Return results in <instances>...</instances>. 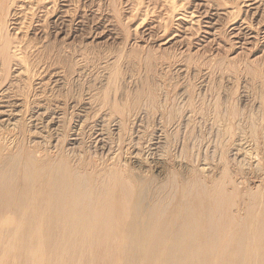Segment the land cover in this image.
I'll return each mask as SVG.
<instances>
[{"label": "bare ground", "instance_id": "6f19581e", "mask_svg": "<svg viewBox=\"0 0 264 264\" xmlns=\"http://www.w3.org/2000/svg\"><path fill=\"white\" fill-rule=\"evenodd\" d=\"M235 1H238L235 7L218 14L227 18V27L232 29L230 35L256 45L262 39L258 29L264 27L261 17L264 0ZM77 2L79 0H0V114L19 116L11 128L4 131L0 127V264H264V61L252 66L253 81L259 87L253 115L244 117L235 107L222 110L219 101L214 103L213 121L223 123L222 128L219 126L220 134L227 137L219 139L218 135L219 140L215 142L218 174H206L202 172L205 168L200 171L192 167L189 174L183 176L157 165L159 170L164 169L163 178L157 180L126 172L124 165L123 169L112 160L95 162L97 158L94 160L86 152L70 153L60 145H55L57 149L51 152L33 140L32 145L27 141L33 133L26 118L35 109L50 111L51 107L61 111L64 106L78 107L85 114L103 109L102 113L117 117L121 131L125 130L131 110L145 105L146 113L151 114L159 109L151 90L135 93L131 105L108 100L105 96L95 103L89 94L81 100L66 102L56 98L57 89L67 82L66 75H79L98 61L104 73L100 87L107 92L116 82L120 83L121 54L113 52L109 56L96 52L88 56L82 51L75 54V49L73 51L66 42L68 35L63 34V28L69 27L73 19L81 22L79 14L75 13L80 7ZM128 4L126 19L133 15L137 3ZM191 4L193 10H203L201 14L205 16L211 11H215V16L220 9L207 1ZM146 10L147 7L142 17L147 16ZM162 11L163 15L145 26L144 19L140 18L131 30L133 35L138 33L139 26L142 30L138 34L146 36L147 40L158 33L164 36L175 21L179 31L191 27L201 29V20L199 22V17L194 20L193 11L186 8L181 10L183 12ZM258 14L254 23L253 18ZM215 18L217 21L218 17ZM204 23L209 24L205 25L208 28L217 24L206 20ZM181 24L189 26L183 29ZM47 26L53 28L50 34L55 41L61 35L67 39L54 46L41 42L49 34ZM28 30L30 36L26 37ZM216 30L214 28V33ZM110 35L116 43L121 40L117 31ZM169 42L160 43L158 48L165 50ZM136 46L140 45L133 38L124 43L125 50H134ZM132 54H126L127 59ZM51 61L61 64L60 67ZM169 108L170 105H166L162 114L165 122L172 124L170 122L183 112ZM174 134L167 137V142L164 140L167 145ZM228 150L242 157L234 161L237 166L234 173L229 170L232 162L227 157ZM180 153L182 158L189 159L185 146ZM158 164L161 165V161L158 160ZM247 177L253 180L252 184L245 185Z\"/></svg>", "mask_w": 264, "mask_h": 264}, {"label": "rangeland", "instance_id": "374dc122", "mask_svg": "<svg viewBox=\"0 0 264 264\" xmlns=\"http://www.w3.org/2000/svg\"><path fill=\"white\" fill-rule=\"evenodd\" d=\"M194 1H207L209 4L213 3L217 5L220 9L217 10L218 12L215 16V11H211L208 16H205L201 14L203 10H193L194 8L191 3ZM134 2L137 3L135 5L136 9L133 11V15L126 19L125 17L128 12L126 8L129 7L128 3ZM236 2L238 1L185 0L180 2V0H169V2L163 4L161 0H79L77 5L80 7L78 10H75V13L77 15L79 14V20L81 22H78V20L74 21L73 19L69 27L67 26L66 28H63L66 31H64L63 34L66 33L68 39L64 37V35H61L62 37L60 36L58 40L55 41L53 35L50 34V30H53V28L47 26L46 33L49 34L46 35L45 39L41 40V42L44 41V43L54 46L60 45L61 41L66 38V42H69L73 51L75 49V54H80L81 51L85 52L88 56H91L92 53H100L102 55L109 54V56L110 54L113 55V52L121 54V63L119 64V81L121 85L119 82H116L115 86L107 92L100 87V82L104 80V73L102 71L103 69H101V61H98L90 65V67L87 66L83 70L84 72L82 71L79 75H66V86H61V88H59V90L61 89L60 91L57 89L56 98L59 101L66 102V100L72 99L81 100L82 98H86L89 94L93 96V101L95 103L105 96L108 100L113 99L117 103L124 102L131 105L135 93L151 90L156 95L157 106L159 109L154 110L151 114L148 112L146 113L147 108H145V105L144 107L141 106L144 109L141 107L136 110L134 109L136 114L134 110H131L132 113L130 111L129 119L124 131H121L120 129L117 117L112 114L110 115L107 113L108 115H106L102 113V111L105 112L103 109L98 110L97 108V111L93 110L87 114L78 107L70 109L69 107L64 106L61 111L51 107L50 111H46L42 108L35 109L29 114L30 117L26 116V122L33 133L27 141H30V145H32L33 142H36L37 144L39 143L38 146L47 147L51 152L57 149V147L55 149V145H60L61 148L70 153L74 152L75 154H79L80 152V154H82L86 152L88 156L91 154V158L93 156L94 160L97 158L95 162L105 163L114 161L117 162L121 168H123L124 165V168L126 169H123L126 172L141 176L144 175L145 177L152 176L157 180L163 178L164 169L167 168L173 169L183 176L188 175L192 167L199 170H204L205 168L202 172L206 174H218L219 165L216 166L215 159L218 155L216 154L218 153V150H216V143L220 138L227 139V137L224 138V136L220 134V129L222 128L223 123L219 121L217 124L218 121H213L214 118L212 117L213 114L211 112L214 108V103L215 101H219L222 110H228L229 107H235L244 117L253 115L256 111V101L259 93V87L257 86L256 81H253V67L255 62L264 61V27L259 26L258 29V33L260 34L259 37H262V39H259V42H257L256 45L253 44V42L247 44L248 42H244L241 38L238 39L230 35L232 29L231 27H227L229 26V22L226 20L227 18L222 15L219 16V14H223L225 10H231L232 7H235ZM146 7L147 16L142 17V11L145 10ZM185 8L189 12H195L193 13L194 20L199 17V22L201 20V23H199V26L201 27L200 30L197 31L191 27L187 30L179 31L175 21L173 27L168 29L166 31L167 34L164 36H160L161 33H158L156 36L150 37L147 40L146 36L138 34L142 30L139 26L137 27L138 33L133 35L131 32V30L139 23L140 18L144 19L145 26L146 24L155 21V17L163 15L162 10H179V12H183L181 10ZM241 10H243V7H241ZM240 15L241 12L239 13V16ZM215 17H218L217 21ZM261 17L264 18V14L261 15ZM212 18L214 19L210 20ZM258 18L259 14L253 18V22L255 23V20H258ZM205 20L211 21V23L216 22L217 24H214L213 28H208L207 26L209 24L207 25V23H204ZM184 24L180 25L183 29L189 26ZM193 26L195 27L196 24L194 23ZM214 28L218 29L215 33ZM116 31L118 37L121 39L118 40L119 43L110 39V34L115 33ZM29 36L28 30L26 37ZM173 37L176 38L174 39ZM131 38L135 39L140 46L133 47L135 48L134 50H125L124 43ZM36 41L37 40H33L34 43ZM166 41L170 42L165 46L167 47L165 50L158 48L160 43ZM50 53V57L52 58L54 55L53 51ZM131 53L133 54L127 59L126 54L130 55ZM72 56L75 58L77 55ZM48 58L49 56L47 59ZM51 62L59 67L61 65L55 61ZM248 66H250V68ZM121 89L123 92H120ZM69 91L73 97L70 96ZM67 92L69 94H67ZM140 103L141 102H139V104ZM166 105H170V110L173 109L183 112L181 113L183 116L181 114V116H179L180 120L177 117L170 122L172 124H167L165 122L162 112L166 108ZM185 107H188V109ZM199 107H201V109H199ZM139 109L141 110L139 111ZM0 115V127L1 129L3 128L4 131L7 128H11L16 122V118L19 117H14V115ZM211 120L212 122H210ZM147 122L150 123L148 124ZM219 126H221V128H219ZM129 128L132 129L130 130L131 132L129 131ZM190 131L191 133H187ZM174 132L176 133L174 134ZM173 134L174 138L169 145H167V137H171ZM139 136H141V140L139 139ZM135 144L138 145L136 146ZM195 145L198 146L195 147ZM183 146H185L189 159L188 157L182 158L180 152ZM189 146L191 149H189ZM192 146L194 148H192ZM70 148H73L72 151ZM234 152L235 151L230 150L227 152V157L229 161L232 162L229 170L233 173L237 171V166L234 164V161L237 162V160L239 161V159L242 158L239 157V154L235 156ZM136 153L138 154L136 155ZM110 156H114V159ZM158 156L161 158L163 157L165 160L160 157V159H158ZM211 158L213 161L210 160ZM158 160L161 161V165L158 164ZM127 162L128 164H126ZM136 162L138 163L136 164ZM251 163L255 164L253 161H251ZM157 165L159 167H162L163 165L164 167L162 168L164 169L161 168V170H159L160 168L156 167ZM135 169L136 171L134 172ZM247 178L245 185L252 184L253 182L251 181L253 180L249 177Z\"/></svg>", "mask_w": 264, "mask_h": 264}]
</instances>
